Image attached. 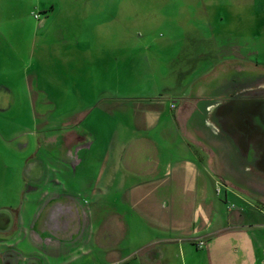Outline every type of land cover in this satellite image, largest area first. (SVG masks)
I'll list each match as a JSON object with an SVG mask.
<instances>
[{
  "label": "rangeland",
  "instance_id": "rangeland-1",
  "mask_svg": "<svg viewBox=\"0 0 264 264\" xmlns=\"http://www.w3.org/2000/svg\"><path fill=\"white\" fill-rule=\"evenodd\" d=\"M42 1L0 4V33L10 35L5 57L16 64L0 72V91L8 93L0 104V207L18 203L42 214L43 249L53 246L72 264H264L242 226L202 228L167 256L154 239L166 204L154 208L155 187L145 180H113L111 160L115 145L129 146L122 133L141 137L139 129L165 111L185 131L196 106L213 103L209 119L224 134L231 117L219 112L230 106L223 103L264 97V0ZM238 118L247 133L231 129L235 146H250L251 164L264 167L257 123ZM156 125L150 136L172 162L180 139H162L167 116ZM226 155L218 180H250L244 188L264 208L262 174L246 172L239 152L232 161ZM229 165L232 177L221 170ZM206 193L217 223L234 216L228 210L237 202L217 196L213 184ZM243 215L264 222L255 209Z\"/></svg>",
  "mask_w": 264,
  "mask_h": 264
},
{
  "label": "crops",
  "instance_id": "crops-1",
  "mask_svg": "<svg viewBox=\"0 0 264 264\" xmlns=\"http://www.w3.org/2000/svg\"><path fill=\"white\" fill-rule=\"evenodd\" d=\"M7 1L0 0V4ZM42 3L44 2L39 0V6ZM0 18V24H2L4 18L2 16ZM9 41L10 35L1 32L0 72L6 71L10 64L16 65L8 60V56L5 57V54H8L6 43ZM250 73L253 72L248 70L245 72L246 75ZM4 97H8V93L0 91V104H3L1 99ZM242 100L261 101L264 100V97L254 95ZM221 104L217 105L222 106L229 103ZM214 105L208 103V105L205 104L201 108L196 106V110L187 118L185 131L179 126L178 115L172 114L170 117L169 113H165V111L159 114L158 118H151V120L156 121L151 127L147 126L144 130L139 129L138 132L142 133L141 137L132 139L131 136L129 140H126L125 134L122 133L123 141H128L129 146L125 145V148L119 151L115 145L112 152L113 180H122L128 177L130 180H145L144 183L155 187V191H151L150 195L154 208H158L159 203L163 204L162 202H164L166 204L167 208L165 209L167 210L162 212L164 215L161 219L162 231L156 230L155 234L160 233V235L156 234L154 239L160 237L158 238L164 243L167 256L177 243L187 246L185 242L198 238V234L203 229L208 230V234H211L212 230L215 233L219 226L244 227L247 230L251 250L255 256L261 255L264 251V222L255 223L243 215L247 212V209H255L261 215L264 213V208L254 206L250 190L246 191L245 189L246 181L249 182L250 180H218L222 176L219 172L218 161L219 156L221 159L224 154H228L226 155L229 158L228 160L232 161L233 155L239 152L242 158L246 157L244 164L246 172H250V168H256L259 174L264 177V167L258 166L257 163L255 165L251 164L250 146L244 144L247 147V149H244L245 147L242 144L243 148H241V151L238 150V146H235L234 140L228 132L224 131V134H220L216 125L211 123L209 114L212 113ZM220 106L218 107L221 108ZM131 116L132 121L129 128L136 130L133 128V121H135L137 114L133 113ZM163 116H167L169 125H166L167 127L161 136L162 139L167 140L175 137L180 139L177 146L172 148L177 153L175 160L172 162L170 159L165 161L157 142L150 136L152 129L157 126V122ZM258 120L260 119L258 118ZM258 134H260L259 129ZM261 137L262 141L257 143L258 146L260 144L264 145V133L261 134ZM115 143L118 142L115 141ZM75 144L72 145L71 149H68L71 159L74 158V150L78 147ZM235 149L237 150L235 151ZM221 170L227 172L225 173L226 176L230 177L236 173L232 165L231 167L230 165L222 166ZM212 173H214L216 180H213ZM261 181L264 184V180ZM218 182L223 185L220 194L217 193ZM135 184L137 186L142 182ZM208 184L215 186L216 195L220 198L223 197L228 202L233 201L239 204L238 207L233 204L234 209L228 211L232 212L234 216L229 217L222 223H217L215 219L216 206L207 198L206 189ZM20 199L21 192H19L15 202H19ZM8 204L0 207V264H72L69 263L67 258L59 257L57 255L58 251L53 246L47 247V250L43 249L40 239L42 214L37 216L34 210H22L19 208L18 203ZM14 210H18L16 229H14L16 223ZM135 214L137 215L136 211ZM51 216L49 214L47 220ZM137 216L141 217L139 213ZM187 250L189 254L192 253L188 248ZM85 264L90 263L88 261Z\"/></svg>",
  "mask_w": 264,
  "mask_h": 264
},
{
  "label": "water",
  "instance_id": "water-1",
  "mask_svg": "<svg viewBox=\"0 0 264 264\" xmlns=\"http://www.w3.org/2000/svg\"><path fill=\"white\" fill-rule=\"evenodd\" d=\"M229 104H230L229 107L226 105H225L226 107H222L220 109V112L225 117L226 120L228 118L227 115L230 114L229 116L231 117V120L229 122H226L225 127H223L222 129H224V131L228 132V134L231 136V138L233 140H234V138H233L234 135L232 134V130L234 132H238V133L240 131L243 133H247V130H246L244 123H242V122H241V124L238 123L239 122V118H238L239 115H242V117H243L242 121L243 122L245 120H247L249 122L252 121V122L257 123V124H258V122H257L258 118L259 119L264 118V100H261V101L249 100V101H247V100H242V99H236L235 101H232ZM247 121H246V124H247ZM249 122H248V124H249ZM262 133H264V128L260 129V134H258V131L255 133L257 135L258 139L260 138V141H262V137H261ZM235 142L236 141L234 140V143ZM238 147H240V145ZM263 147H264V145L261 144L260 150Z\"/></svg>",
  "mask_w": 264,
  "mask_h": 264
},
{
  "label": "flooded vegetation",
  "instance_id": "flooded-vegetation-1",
  "mask_svg": "<svg viewBox=\"0 0 264 264\" xmlns=\"http://www.w3.org/2000/svg\"><path fill=\"white\" fill-rule=\"evenodd\" d=\"M257 122H258V124H257V131H258V129L260 130L261 128H264V118L263 119H260L259 121L257 120Z\"/></svg>",
  "mask_w": 264,
  "mask_h": 264
},
{
  "label": "built area",
  "instance_id": "built-area-1",
  "mask_svg": "<svg viewBox=\"0 0 264 264\" xmlns=\"http://www.w3.org/2000/svg\"><path fill=\"white\" fill-rule=\"evenodd\" d=\"M222 190H223V185L218 182L217 193L220 194L222 192Z\"/></svg>",
  "mask_w": 264,
  "mask_h": 264
}]
</instances>
